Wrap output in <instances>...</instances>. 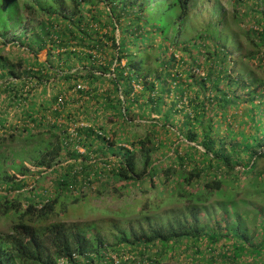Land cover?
I'll return each instance as SVG.
<instances>
[{
  "label": "trees",
  "instance_id": "trees-1",
  "mask_svg": "<svg viewBox=\"0 0 264 264\" xmlns=\"http://www.w3.org/2000/svg\"><path fill=\"white\" fill-rule=\"evenodd\" d=\"M4 1L16 17L18 10L43 17L17 44L25 46L32 62L0 57V129L11 131L19 123L18 130L33 138L34 130L46 128L52 142L44 144L31 166L19 164L0 174V217L12 222L9 232L0 233V264H160L181 245L197 255L191 264H264V204L236 198L248 188L264 199V169L256 167L264 160V126L260 137L242 133L225 144L211 119L237 100L234 92L226 97L219 82L236 86L237 79L213 69L215 61L200 79L186 70L185 77L201 81L203 93L219 95L197 98L194 92L184 115L173 103L161 108L164 79L172 80L177 62L154 40H165L168 30L187 17L189 0H161L152 6L149 0H68L69 13L63 11V0ZM259 15L255 23L261 28L243 35L260 39L264 47V10ZM5 34L0 48L6 46ZM42 51L45 59L39 61ZM219 52L220 58L213 57L221 62L225 56ZM87 96L96 100L102 125L91 106L81 104L73 111L67 106ZM254 97L247 93L243 101ZM132 109L137 120L129 119ZM8 113L14 122H8ZM179 113L182 117L172 127L169 120ZM151 114L155 117L140 122ZM60 120L90 125H76L71 137ZM139 123L141 135L132 131L141 129ZM108 126L115 129L106 136ZM25 178L32 183L27 186ZM156 185L160 199L156 193L146 196ZM165 195L168 204L179 207L161 210ZM211 197L217 198L212 213ZM115 200L121 205L112 208ZM69 206L73 211L97 208L101 217L72 224L56 220L71 212Z\"/></svg>",
  "mask_w": 264,
  "mask_h": 264
},
{
  "label": "rangeland",
  "instance_id": "rangeland-1",
  "mask_svg": "<svg viewBox=\"0 0 264 264\" xmlns=\"http://www.w3.org/2000/svg\"><path fill=\"white\" fill-rule=\"evenodd\" d=\"M0 1V35L2 36V32L6 30L5 38L2 39L6 46L0 48V57L3 59L7 57L10 63H15L17 59L24 60V63L32 62L33 59L26 51L25 46L23 44L18 46L17 44L21 41L25 42L24 38L27 34L24 32L34 28L43 16L18 10V17H16L13 12H9V7L7 5V7H3L5 1ZM149 1V5L152 6L154 3L160 4L161 0ZM171 1L172 0H165L166 3ZM17 2L19 3L21 0H17ZM62 2L63 11L67 13L70 9L68 0H63ZM2 9L4 10L2 11ZM262 10H264V0H189L187 17L178 25H173L172 30H168L165 40L159 38L154 40V45L160 43V45L166 49V57L172 54L177 62L173 65V69L171 70V75H173L172 80L169 78L164 79L166 83L164 87L166 97H164V105L161 106L162 110H166L168 108L167 106L173 103L175 104L176 109L181 108L182 114L184 115L188 114L190 109L187 106L188 104H186L187 97L194 96V92L196 93L197 98H201L202 96L209 97L212 95L218 96L219 93L213 90L203 93L201 86H199L201 81L198 80V78L200 79L202 74L206 72L208 67L212 65L211 61H215V66H211L213 69H220L224 72H220L221 74H229L231 78L237 79L236 86L228 85L225 87L220 82L218 84V89L222 90L226 97L234 92V95L237 96V100H235L234 104H229L230 107L228 106L229 108H225V111L219 112L211 117L212 121L215 123L217 136L221 138L225 144L233 138L239 140L242 133L247 134L254 132L260 137L261 134L258 130L264 126V61L258 58L264 56V47L261 46V43L259 42L260 39L252 38V36L249 37V35L247 36L248 38H246L243 34L249 30L258 31L257 29L261 28L260 26H257L255 22L259 19V14ZM174 32H176V34ZM172 34L176 35L173 40ZM250 41L255 43L257 47L254 48ZM220 49L223 50V53L221 54L225 56L221 62L218 59H215L216 57H213V55H216L218 58L221 57L219 52ZM251 54H256L258 58H250ZM37 59L39 61L45 59L44 51L37 54ZM122 62L123 61H121V63ZM217 62L219 63L217 64ZM147 66L153 68L152 62H147ZM186 70L193 72L200 77H185L187 75L185 72ZM32 85L33 83H31V86ZM205 86H207V84H205ZM82 88L85 89L80 86V89ZM102 90L104 89H99V91ZM134 90L136 92L139 91L140 86L134 85ZM54 91H56V89H54ZM49 93H51L50 88L47 87L45 94L49 95ZM178 93L181 94L180 98H178ZM247 93L252 97H254L253 94L259 95V97H254L251 102L243 101V96ZM65 99L69 100L70 97L66 96ZM34 102L37 103L38 100H34ZM81 104L91 106L89 109L94 108L95 111H97V113L95 112L96 115H99L98 118H96L97 123L102 125L105 122L103 118L100 117L101 112L99 108L96 107V100H92L89 96L74 104L67 103V106L73 111V109H76L74 107H80ZM28 105L29 104H26L25 106L28 107ZM2 107L3 98L0 96V111L2 110ZM205 107L207 108V111L210 106L206 104ZM65 111L67 110H65L64 107L63 112ZM136 113L137 111L132 109L129 114V119L137 120L135 117ZM182 114H175L169 120L172 127L173 125H178ZM2 116L3 115L0 112V118ZM153 117L155 116L152 114L145 115L140 122L148 121V119L150 120ZM6 118L9 123H12L14 122L15 117H11L8 113L6 114ZM250 121L251 123L254 122L256 125L253 130L248 128ZM59 122L63 123V127L66 125L65 121L63 122L60 120ZM76 125L79 127H85L90 125V123L68 121L65 128L69 134H72L71 137H73V129ZM139 125L141 129L135 127L132 131L141 135L144 128L141 126V123H139ZM14 127L17 128L11 131L9 129H0V174L6 172L11 173L14 168L19 167V164L24 167L31 166L30 163L33 157L44 148V144L46 145V143L52 142L51 134L48 133L49 131H47L46 128L34 130L37 134H34L33 138H31L18 130L20 129L19 123ZM113 129H115L114 126L106 127L105 135L109 136ZM172 130H174V128H172ZM10 134L12 135L11 138L8 136ZM262 134L264 135V131H262ZM159 138H162V136ZM169 139L175 140L176 137L170 136ZM249 139L250 137L248 138V141ZM75 148L78 153H83V148L79 145H76ZM161 150L166 151L167 149L161 148ZM92 152H90L89 159H92ZM135 156H137V154ZM256 167L258 170H263L264 160L257 162ZM22 181L28 186L32 183V178H25V180L23 179ZM241 186L242 185H240V187ZM48 187L49 186H46V188ZM234 187L235 186H233L232 191L236 193L237 189ZM247 187H249V185H247ZM246 190L249 191L247 195V191H245L244 194L237 192L238 195H236V198L248 200L249 205H259V203L264 204L263 197L259 196L256 191L248 188ZM161 191V188L156 185L155 188L146 193V196L151 193H156L158 194V199H160L162 195ZM211 198L209 199L210 201H208L210 202L208 203L210 205L208 211L212 213L215 212V209L211 208L213 206L211 205V202L217 200V198ZM166 199L167 195H165L164 199L165 205L160 206L162 208L161 210L170 208L171 205L179 207L180 203L172 202L168 204ZM92 202H94V204L97 203L98 205L97 200H91V203ZM125 202L131 204L130 198L127 197ZM120 205L121 202L115 200L111 207L117 208ZM69 208L70 211L72 206H69ZM239 208L241 209L242 207ZM92 210L95 212L91 211L89 206H80L77 207L75 211L71 210V212H66V216H63L64 218L57 217L56 220L72 224L75 222L84 223L100 219L101 214L96 213L98 209L94 208ZM200 214L202 215V213ZM10 220L11 218L9 217H0V233L4 234L9 232L12 225ZM200 248V251H204L203 245ZM167 255H171V259L166 261L165 257L160 261V264H191L189 259L197 256L192 255V249L183 245L175 251H171V253L168 252ZM147 257L145 259H147ZM146 262L144 264H148Z\"/></svg>",
  "mask_w": 264,
  "mask_h": 264
}]
</instances>
